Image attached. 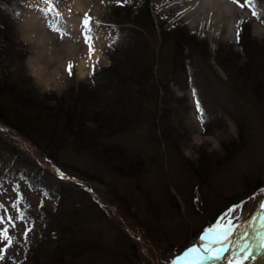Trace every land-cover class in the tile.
Listing matches in <instances>:
<instances>
[{"label": "rangeland", "instance_id": "rangeland-1", "mask_svg": "<svg viewBox=\"0 0 264 264\" xmlns=\"http://www.w3.org/2000/svg\"><path fill=\"white\" fill-rule=\"evenodd\" d=\"M141 1L23 0L16 18L8 22L10 38L2 53L13 57L0 61V77L11 75L41 95H60L79 82L88 84L93 65L94 72L109 65L107 53L118 36L114 20L122 18L114 8L126 2L136 8ZM148 1L157 26L179 24L205 42L207 75L200 77L212 79L223 98L232 96L221 84L226 76L216 64L215 51L218 45L232 44L242 54L237 32L244 22L250 23L251 37L264 44V26L253 15L250 0ZM86 16L92 18L90 32L83 25ZM162 37L158 27L150 37L158 79L168 74L171 55L161 43L169 34ZM69 62L74 65L71 76ZM170 92L180 101L172 98L166 122V107L160 104L155 127L145 124L117 138L145 165L144 171L127 177L92 152L72 146L69 138L40 149L0 120V233L10 236H0V264H20L40 240L47 244L43 252L54 253L51 248L64 241L76 245L78 251L67 264H170L187 247L206 243L199 237L207 229L228 227V221L232 231L223 254L258 240L257 232L264 230V100L248 92L236 103L226 101L220 111L224 127L205 131L193 91L172 86ZM229 143L238 150L226 157L223 144ZM246 264H264V251L254 252Z\"/></svg>", "mask_w": 264, "mask_h": 264}, {"label": "trees", "instance_id": "trees-1", "mask_svg": "<svg viewBox=\"0 0 264 264\" xmlns=\"http://www.w3.org/2000/svg\"><path fill=\"white\" fill-rule=\"evenodd\" d=\"M22 3L23 0H0V61L13 57L12 53L6 56L2 52L9 43L11 28L8 22L16 18ZM251 6L257 13V21L264 26V16L260 15L264 7L256 0H252ZM113 13L122 18L114 20L118 36L107 53L109 65L92 73L88 84L79 82L60 95L52 92L41 95L25 82L4 74L0 77V120L31 138L40 149L44 144L60 146L61 140L69 138L72 146L92 152L106 165H114L117 174L127 177L144 171L145 165L140 158L131 157L128 147L117 138L145 124L155 127L160 117V104L166 107L162 117L166 122L172 113L168 106L180 101L171 94L172 86L181 91H193L197 106L203 110L205 131L224 127L220 111L224 112L226 101L236 103L238 96L248 92L264 100V76L258 74L264 75V44L259 45L251 37L250 23L240 26L237 45L242 54L235 52L232 44L216 48V64L226 76L221 84L233 92L232 96L223 98L219 93L221 88L212 79L207 81L206 77L204 80L200 77L207 75L204 67L208 64V48L194 33L179 24L167 29L163 22L157 26L148 0H142L136 8L130 2L119 4ZM157 27L162 39L165 34L170 37L161 40L171 50L166 65L169 72L163 79L156 75V55L150 38ZM261 63L262 68H259ZM240 132L243 134L241 128ZM244 139V135L240 137L239 146ZM237 147L234 143L223 144L226 157L232 156ZM48 237L51 239V234ZM47 242L52 247V241L47 239ZM43 245L42 240L37 242L35 250L27 251L20 264H67L66 259H73L78 251L69 241L51 248L55 254L50 250L43 252ZM41 258L45 261L40 262Z\"/></svg>", "mask_w": 264, "mask_h": 264}, {"label": "snow or ice", "instance_id": "snow-or-ice-1", "mask_svg": "<svg viewBox=\"0 0 264 264\" xmlns=\"http://www.w3.org/2000/svg\"><path fill=\"white\" fill-rule=\"evenodd\" d=\"M46 2V0H45ZM252 2V0H250ZM256 2L261 6L264 7V0H256ZM253 15L256 16L257 13L253 12ZM261 16H264V11L260 12ZM92 18L87 17L83 20V25L86 30L90 32L89 25L91 23ZM239 31L237 32V42H239ZM92 37L87 35L85 37V42L89 45V51H94L92 44H91ZM74 65L69 62L67 66V71L69 76L72 75ZM95 67L93 65V73ZM198 111L200 112V119L203 122V110L199 108ZM261 207L264 208V203L261 204ZM235 209H229V213L234 211ZM228 213L225 214L227 217ZM261 227L264 228V223L261 224ZM232 231L231 221H228V227H223L221 225H217L216 227L209 228L207 231L204 232L203 235L199 237L200 241H206V243L200 246H191L187 247L186 250L182 252V254L175 255V258L170 261V264H199L201 260H213L219 261L223 259V253L227 252L228 246L227 242L229 239V234ZM5 240L10 239V236L7 232L0 233ZM257 236L260 240V248L264 251V235H261L257 232ZM235 243V242H233ZM233 256L229 260L228 264H246V262L250 258H254V249L253 245L249 243L240 244L237 247L232 249Z\"/></svg>", "mask_w": 264, "mask_h": 264}, {"label": "water", "instance_id": "water-1", "mask_svg": "<svg viewBox=\"0 0 264 264\" xmlns=\"http://www.w3.org/2000/svg\"><path fill=\"white\" fill-rule=\"evenodd\" d=\"M261 235H264V231L262 232V234ZM260 240H259V238H258V240H257V242L255 243V244H253V249H254V251H257L258 249H260ZM233 249V248H232ZM232 249H230V251H229V254H227V255H224L223 256V259H221V260H219V261H215L217 264H228V262H229V260L232 258V256H233V251H232ZM211 261H213V260H211ZM210 260H204V261H202V262H200L199 264H210V263H212Z\"/></svg>", "mask_w": 264, "mask_h": 264}, {"label": "bare ground", "instance_id": "bare-ground-1", "mask_svg": "<svg viewBox=\"0 0 264 264\" xmlns=\"http://www.w3.org/2000/svg\"><path fill=\"white\" fill-rule=\"evenodd\" d=\"M214 3V2H213ZM215 5H217V3H214ZM213 5V4H212ZM261 249V248H260ZM258 251H259V249H258ZM224 256V255H223ZM211 261V260H210ZM212 263H210V264H217L215 261H211Z\"/></svg>", "mask_w": 264, "mask_h": 264}]
</instances>
